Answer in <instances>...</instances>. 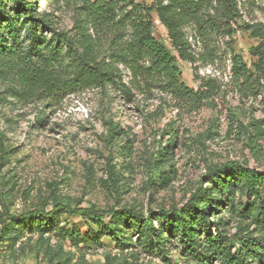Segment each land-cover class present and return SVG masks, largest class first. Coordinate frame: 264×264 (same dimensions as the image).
Segmentation results:
<instances>
[{
	"label": "rangeland",
	"instance_id": "rangeland-1",
	"mask_svg": "<svg viewBox=\"0 0 264 264\" xmlns=\"http://www.w3.org/2000/svg\"><path fill=\"white\" fill-rule=\"evenodd\" d=\"M36 2L55 27L72 29L77 4ZM238 2L241 15L230 21L231 36L203 33L194 22L184 28L196 61L177 56L180 78L194 90L209 89L194 108L143 84L131 87L130 95L107 86L22 100L0 80V264H185L177 236L168 238L163 253L149 252L135 242L134 228L115 239L100 235L95 225L89 230L80 215L61 213L48 230L38 229L37 220L26 226L12 220L32 211L46 214L56 203L158 214L183 206L209 166L236 161L264 169V134L250 126L262 120L264 127L263 94H250L231 70L234 52L255 77L257 58L249 50L259 39L242 24H264V0ZM153 25L154 37L176 55L155 13ZM122 73L129 86V71ZM208 79L212 88L203 86ZM220 209L232 235L236 216ZM61 229L79 230L82 240L72 243Z\"/></svg>",
	"mask_w": 264,
	"mask_h": 264
},
{
	"label": "trees",
	"instance_id": "trees-1",
	"mask_svg": "<svg viewBox=\"0 0 264 264\" xmlns=\"http://www.w3.org/2000/svg\"><path fill=\"white\" fill-rule=\"evenodd\" d=\"M65 1L77 5L72 29L62 31L38 9L36 0H0V80L8 84L12 97L59 98L107 86L130 95L131 87L144 85L197 107L209 89L194 90L180 78L177 56L196 61L184 28L194 22L203 33L214 29L231 36L230 21L241 15L239 0H151L148 5L134 0ZM153 13L166 28L176 55L154 37ZM242 28L259 39L249 50L257 58L252 64L256 74L252 80L250 67L233 52L232 75L250 94L262 93L264 100V24L245 22ZM123 69L129 71V86ZM211 81L203 86L212 88ZM250 126L263 136L262 120ZM202 180L183 206L162 208L158 214L150 209L145 215L135 207L103 211L56 203L46 214L27 212L12 221L26 226L37 220L38 229L48 230L61 213H69L85 219L89 230L95 225L100 235L115 239L134 228L135 242L149 252L163 253L168 238L177 236L185 264H264V169L227 161L209 166ZM222 207L236 216L232 235L226 232L227 220L218 217ZM61 233L72 243L82 240L79 230Z\"/></svg>",
	"mask_w": 264,
	"mask_h": 264
}]
</instances>
